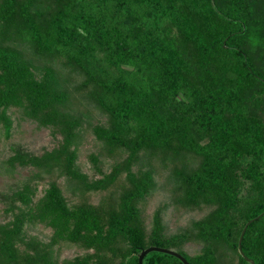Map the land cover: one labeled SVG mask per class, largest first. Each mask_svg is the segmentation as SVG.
I'll return each instance as SVG.
<instances>
[{
    "label": "trees",
    "instance_id": "16d2710c",
    "mask_svg": "<svg viewBox=\"0 0 264 264\" xmlns=\"http://www.w3.org/2000/svg\"><path fill=\"white\" fill-rule=\"evenodd\" d=\"M178 1L176 7L175 0L165 5L159 0H0V108L25 104L59 116L51 103L66 94L60 85L72 88L77 81L70 78L93 66L94 90L108 115V125L97 129L99 137L126 144L122 136L127 135L137 149L172 146L181 156L194 157L169 177L188 203L214 204L196 223L198 235L208 245L233 250L235 264H250L239 254L237 238L245 222L258 216L246 226L240 249L253 264H264V132L250 110L259 107L256 89L264 91V74L255 66L257 57L264 58V10L260 6L255 14L248 0ZM143 6L142 17L153 30L142 29ZM162 17L179 35L159 24ZM21 40L40 57L60 63L58 77L54 68L35 76L27 59L31 54L12 52ZM60 116L64 120L67 113ZM133 196L118 197V210L108 213L106 232L95 241L113 254V239L122 237L125 253L118 262L108 257L96 264H137L142 248L171 249L155 232L144 242L132 225ZM51 213L65 216V208L53 203ZM15 231L13 222L0 228V264H14ZM183 256L189 264H217L213 247ZM19 258L24 264H49L44 254ZM142 264L181 262L151 251Z\"/></svg>",
    "mask_w": 264,
    "mask_h": 264
},
{
    "label": "rangeland",
    "instance_id": "374dc122",
    "mask_svg": "<svg viewBox=\"0 0 264 264\" xmlns=\"http://www.w3.org/2000/svg\"><path fill=\"white\" fill-rule=\"evenodd\" d=\"M159 1L162 5L167 3ZM178 2L175 0L176 7ZM247 3L255 14L260 6L264 10V0ZM142 8L140 17L147 11L145 6ZM190 13L188 10L186 14ZM42 14L46 18L50 15ZM142 21L143 30L152 29L144 17ZM159 24L179 35L167 18L162 17ZM17 43L12 52L31 54L27 59L36 69L31 70L35 76L40 77L50 68L55 69L56 75L58 70L61 72L60 63L52 62L48 55L35 54L28 41ZM20 45L28 47L21 49ZM255 66L264 74L262 56L256 58ZM97 73L89 65L79 77L70 78L77 81L75 85L71 82L72 88L60 85L66 94L51 103L59 116L50 110L46 115L40 114L41 110L32 111L25 104L0 108V228L16 224L12 238L14 264H24L21 255L37 254L47 256L49 264H96L108 257L109 261L118 262L127 247L122 237L113 239V254L95 241L97 234L106 232L108 213L118 210V197L124 192L135 194L132 225L142 233L144 242L155 232L177 252L194 256L213 247L215 263L235 264L233 250L221 244L208 245L198 235L196 223L213 210L214 204L188 203L169 177L183 162H195L194 157L181 156L172 146L164 150L147 144L137 149L133 147L134 139L127 135L122 136L126 144L116 140L108 144L99 137L97 129L108 125V115L94 90ZM82 81H86L85 86L77 87ZM254 93L259 96L255 99L260 100L259 107L250 110L264 132V91L256 89ZM62 112L67 113V118L59 120ZM41 118L51 121L42 122ZM53 203L65 208V216L50 214Z\"/></svg>",
    "mask_w": 264,
    "mask_h": 264
},
{
    "label": "water",
    "instance_id": "95a60500",
    "mask_svg": "<svg viewBox=\"0 0 264 264\" xmlns=\"http://www.w3.org/2000/svg\"><path fill=\"white\" fill-rule=\"evenodd\" d=\"M258 216H255L254 218L248 220L245 222V224L243 225V227L241 228L240 230V233L238 235V238H237V250L239 252V254L246 260L248 261L250 264H253L252 260H250L249 258L245 257L243 255V253L241 252V249H240V241H241V238H242V235H243V232L246 228V226L255 218H257ZM151 251H156V252H161V253H165V254H168V255H171L175 258H177L182 264H189L187 262V260L181 255L179 254L178 252L172 250V249H169V248H165V247H159V246H147L145 248H142L138 254H137V264H142V258L143 256L148 253V252H151Z\"/></svg>",
    "mask_w": 264,
    "mask_h": 264
},
{
    "label": "flooded vegetation",
    "instance_id": "af4514ba",
    "mask_svg": "<svg viewBox=\"0 0 264 264\" xmlns=\"http://www.w3.org/2000/svg\"><path fill=\"white\" fill-rule=\"evenodd\" d=\"M172 250H173V249H172ZM174 251H175V250H174ZM176 252H177V251H176ZM178 253L181 254V252H178ZM181 255L183 256V255H186V254L182 253ZM183 257H184V256H183ZM184 258H185V257H184ZM176 259H177V258H176ZM177 260H178V259H177ZM181 264H182V263H181Z\"/></svg>",
    "mask_w": 264,
    "mask_h": 264
}]
</instances>
